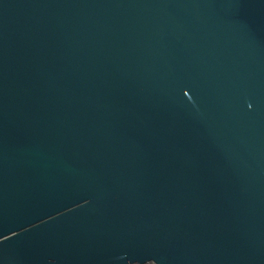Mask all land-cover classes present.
Masks as SVG:
<instances>
[{
  "label": "water",
  "instance_id": "95a60500",
  "mask_svg": "<svg viewBox=\"0 0 264 264\" xmlns=\"http://www.w3.org/2000/svg\"><path fill=\"white\" fill-rule=\"evenodd\" d=\"M0 264H264V0H0Z\"/></svg>",
  "mask_w": 264,
  "mask_h": 264
}]
</instances>
